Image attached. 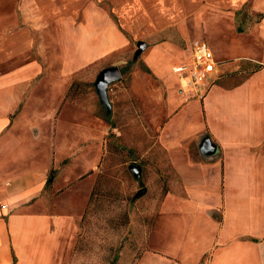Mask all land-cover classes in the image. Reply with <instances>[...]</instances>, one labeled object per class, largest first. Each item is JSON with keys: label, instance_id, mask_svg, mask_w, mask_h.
<instances>
[{"label": "crops", "instance_id": "1", "mask_svg": "<svg viewBox=\"0 0 264 264\" xmlns=\"http://www.w3.org/2000/svg\"><path fill=\"white\" fill-rule=\"evenodd\" d=\"M194 43L217 65L199 96L173 71ZM130 58L149 75L118 102L159 187L137 264H264V0H0V264H74L109 121L75 87Z\"/></svg>", "mask_w": 264, "mask_h": 264}, {"label": "rangeland", "instance_id": "2", "mask_svg": "<svg viewBox=\"0 0 264 264\" xmlns=\"http://www.w3.org/2000/svg\"><path fill=\"white\" fill-rule=\"evenodd\" d=\"M207 15L211 18L210 14ZM233 17L234 29L239 33L248 24L260 21L259 15L252 17L247 9L237 12ZM230 24L231 21L226 19L218 30L226 33ZM192 25L187 26L189 34L193 33ZM178 35L171 30L165 34L177 45L189 43H185V38ZM165 61L167 66L173 62L170 57ZM128 64L127 68H120L122 78L119 82L122 85L119 86L117 82L106 90L111 106L109 114L101 106L91 82L75 87V92L87 101L89 110L100 118L107 117L109 121L103 153L98 169L94 172L93 197L90 201L89 196L78 227L74 264H137L154 220L159 197L156 189L159 187L156 188L151 172L158 163L153 161L152 154H146V147L136 151V146L131 144L128 137L130 105L128 100L118 102L122 89L128 88L132 76L139 80L149 73L138 58H130ZM151 80L148 76V81ZM131 167L140 170L137 173Z\"/></svg>", "mask_w": 264, "mask_h": 264}, {"label": "built area", "instance_id": "3", "mask_svg": "<svg viewBox=\"0 0 264 264\" xmlns=\"http://www.w3.org/2000/svg\"><path fill=\"white\" fill-rule=\"evenodd\" d=\"M216 67L211 51L202 43H194L189 60L175 67L173 71L184 87L191 88L195 96H199L202 89L215 80Z\"/></svg>", "mask_w": 264, "mask_h": 264}, {"label": "water", "instance_id": "4", "mask_svg": "<svg viewBox=\"0 0 264 264\" xmlns=\"http://www.w3.org/2000/svg\"><path fill=\"white\" fill-rule=\"evenodd\" d=\"M144 46L142 43L138 44V47H142ZM121 78L120 72L118 70L117 67H111V68H107L102 70L94 83L95 89H96V93L98 96V99L100 101V103L106 107L107 111L110 112L111 107L107 98V88L119 81ZM131 169L137 170V173L139 172L140 168L138 167H131Z\"/></svg>", "mask_w": 264, "mask_h": 264}, {"label": "trees", "instance_id": "5", "mask_svg": "<svg viewBox=\"0 0 264 264\" xmlns=\"http://www.w3.org/2000/svg\"><path fill=\"white\" fill-rule=\"evenodd\" d=\"M259 17L262 18V15H259ZM54 176H55V171H51L48 175L46 186H49L52 183ZM92 197H93V193L91 192L90 201L92 200Z\"/></svg>", "mask_w": 264, "mask_h": 264}]
</instances>
